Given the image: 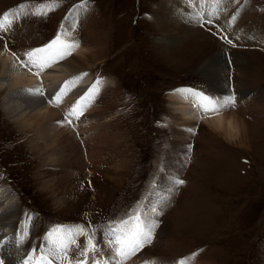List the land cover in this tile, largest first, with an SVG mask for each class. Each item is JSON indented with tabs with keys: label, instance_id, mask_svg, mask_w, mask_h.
I'll return each mask as SVG.
<instances>
[{
	"label": "rangeland",
	"instance_id": "obj_1",
	"mask_svg": "<svg viewBox=\"0 0 264 264\" xmlns=\"http://www.w3.org/2000/svg\"><path fill=\"white\" fill-rule=\"evenodd\" d=\"M224 1L221 20L228 26L217 15L190 18L186 25L202 36L189 43L174 41L158 24L166 9L191 6L182 0H91L87 11L77 7L84 0H61L44 16L35 13L46 0H0V18L16 13L13 27L0 33L8 51L42 46L71 30L76 43L98 51L85 69L92 85L111 81L82 106L83 115L91 112L92 118L85 125L89 131L73 129L78 147L66 145L70 151L53 162L33 152L19 124L0 108V188L16 195V228L33 217L30 238L18 244L20 250H39L57 226H82L95 232L92 264L111 253L103 236L110 221L140 201L167 197L152 243L128 264H264V0ZM179 12L173 17L182 24ZM238 22L260 38L240 41ZM185 89L217 99L234 96L235 106L220 110L233 112L241 130L226 140L204 123L184 129L169 98ZM98 143L103 147L95 158L91 150ZM177 178L184 183L174 185ZM12 243L4 245L12 251ZM85 243L84 235L77 236L68 258L83 260Z\"/></svg>",
	"mask_w": 264,
	"mask_h": 264
},
{
	"label": "bare ground",
	"instance_id": "obj_2",
	"mask_svg": "<svg viewBox=\"0 0 264 264\" xmlns=\"http://www.w3.org/2000/svg\"><path fill=\"white\" fill-rule=\"evenodd\" d=\"M182 1L189 4L191 3V6L189 5V7L185 10L176 7V10L171 11L168 8L164 11V15H160V19L164 16L162 21L158 22L161 30L174 41L180 39V42H184L185 39H188V42L190 43L191 41L193 42L196 40L198 36H202L200 30H195L193 26L186 25L190 18L195 20L193 17L197 13L206 18H212L217 15V18L221 21V23L227 25V23L221 20L222 17H224L223 15L226 14V11L223 12L222 9L224 8L222 6L225 2L224 0L216 8L215 13H213V0H191V2L190 0ZM178 10L180 11L178 13L179 20L183 25L175 23L176 20L175 17H173ZM230 18L232 21L235 20L233 16ZM235 35L240 41H252L253 39H258V37L260 38L255 30L248 28L247 24L241 22L237 23ZM51 42H47L46 44L36 48L31 47L29 49H19L17 52L8 51L7 48L3 46L2 42H0V108L3 115L9 116L12 118L13 122L15 121L19 124L21 133H23L26 141L31 145L33 152L36 153V155L38 154L41 158L46 156L48 161L50 160L53 162L58 155L62 152L64 153L65 149L69 148L66 145L70 144L69 146L73 145L74 148L78 147L76 146L77 143L74 139L75 136H72V133H75L73 131L74 128H79L78 131L84 133L88 130L85 128V125L90 121L91 112H87L85 116L83 115L84 113H82L79 115V118L69 117L66 119V117H68V114L73 107L77 105L76 100L78 99V95L83 94L79 100L80 102L82 98L89 93L93 86L97 84L95 83L92 85V76L87 74L85 69L90 66L87 64V60L90 58L94 59L95 57L93 56H97L96 52L98 53V51L97 49L94 50V48H88L86 46H82V44H78V47L73 48L71 53H75L76 55L79 51H82L79 55L83 60L78 59L80 57L77 56L68 59L69 57L67 55L63 59L53 63L50 67H46L43 71H40L28 62L26 53L36 49L45 48ZM90 53L92 56H89ZM212 76L217 78L216 74H212ZM69 81H75V83H73L70 88L66 90V94L62 97L61 103L57 105L54 97L64 87L65 83ZM99 85L98 89H100V91H104L108 86H111V81L101 80ZM37 89L41 90L43 95L37 94ZM169 99L175 101L174 105L172 103L174 108V117L180 125H184V129L187 128V130H190L194 124L204 123L206 127H208V130L214 135L222 136L226 140H232L234 138V133L242 128L241 121L234 116L235 114L233 112L226 114L219 110L217 112L205 113L197 106L194 99L187 93L181 94V92H178L175 95H171ZM84 104L85 102L82 106ZM57 109H60V112H57ZM181 133L183 134L184 139H186V130ZM181 133L179 134L182 135ZM245 134L248 135V132H245ZM245 136H243V138ZM92 137L91 140L94 141L95 138L93 139ZM88 141L89 140L85 142ZM101 145L102 144L100 143L93 145L91 150L92 157L96 158L99 150L103 147ZM177 145L182 148L185 146L184 143H181L180 145L177 143ZM96 148L97 152L95 151ZM76 150H78V148ZM72 151H74V149H72ZM180 151L182 152L184 150ZM66 152L69 153L68 151ZM76 153H78V151ZM64 160L66 161V159ZM70 161L69 163H71ZM180 162L181 161L177 160L174 164ZM119 163L121 162H116L118 167L115 168L120 169V167H122ZM115 174L119 175L120 173L115 170ZM6 188H0V242L5 239L9 240L18 232L20 234L23 233L22 227L16 228L14 225L18 209L16 195L13 191H10L9 188ZM25 221L26 220L24 219L23 222ZM12 244L15 246V249L12 251L9 250L10 247L7 248L5 245L2 249H0V259H3L7 264H21V262L27 258L28 254L26 251L20 250L18 243L15 241H13ZM109 249L111 250V253L109 252L106 256H101L102 258L98 260L101 264H104L105 261H108L112 257V249ZM69 255L70 254L67 252V257H69ZM71 255L74 257L76 256L75 254ZM73 261L74 259L71 260V264H76ZM154 262L155 264H161L158 261ZM54 264H58V262H54Z\"/></svg>",
	"mask_w": 264,
	"mask_h": 264
},
{
	"label": "snow or ice",
	"instance_id": "obj_3",
	"mask_svg": "<svg viewBox=\"0 0 264 264\" xmlns=\"http://www.w3.org/2000/svg\"><path fill=\"white\" fill-rule=\"evenodd\" d=\"M61 0H46L41 6L37 15L44 16L50 11H54L60 4ZM191 2V0H190ZM223 2V0H213V13L216 8ZM91 0H84V3L77 7L80 11H87V5ZM25 6L21 5V9ZM16 18V13H5L0 18V33H5L13 27L12 21ZM193 18L199 20L200 14L197 13ZM75 24H73L74 28ZM70 31H62L57 37L48 44L45 48L36 49L26 53L28 62L34 67L43 71L46 67H50L56 61L63 59L69 55L73 48L78 47L74 36L70 35ZM231 43V41H229ZM38 74V73H37ZM86 75V74H85ZM79 79V78H77ZM75 83V81L66 82L60 92L54 97L55 103L59 105L62 97L66 94V90ZM100 81L89 91V93L77 103L75 107L69 112V117L79 118L83 112L82 104L94 98ZM37 94L43 95L39 89ZM181 94L187 93L196 102L205 113L217 112L222 107L235 106V97L231 96L225 99H217L206 95L203 92H196L193 90H177ZM172 183L176 186L182 185L183 180L173 179ZM174 190V189H173ZM168 203L167 197H161L159 200H153L150 204L144 201L137 203L135 207L129 209L125 214L115 221H110L109 226L104 230L103 236L107 241V246L112 249V257L110 261H105L104 264H127V262L137 255L143 248L150 245L154 239L155 229L159 226V221L156 217L162 215L161 208ZM33 217L29 216L25 222L22 223L23 233L19 232L8 242H0V249L4 247L5 243L15 241L19 245H23L30 238V230L33 226ZM84 235L86 243L83 246L80 255L84 257L83 260H78L76 264H88V257L94 255L97 251V244L95 240V232H85L84 227L77 226L73 229H65L63 226H57L51 229L43 237L44 243L39 250L32 248L27 258L21 264H71V260L67 257V252L71 246L76 244V237ZM80 247V245H76ZM0 264L4 261L0 259ZM94 264H101L100 261H94ZM146 264H155V262H146ZM179 264H189L187 261H180Z\"/></svg>",
	"mask_w": 264,
	"mask_h": 264
}]
</instances>
